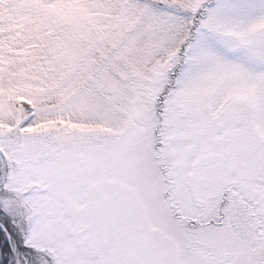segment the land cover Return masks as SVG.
<instances>
[{"label": "snow or ice", "instance_id": "obj_1", "mask_svg": "<svg viewBox=\"0 0 264 264\" xmlns=\"http://www.w3.org/2000/svg\"><path fill=\"white\" fill-rule=\"evenodd\" d=\"M0 264H264V0H0Z\"/></svg>", "mask_w": 264, "mask_h": 264}]
</instances>
